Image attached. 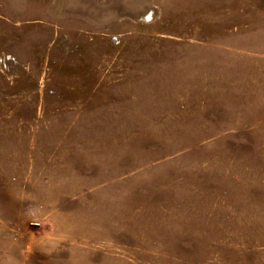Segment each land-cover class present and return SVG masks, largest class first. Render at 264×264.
Segmentation results:
<instances>
[{"label":"rangeland","instance_id":"374dc122","mask_svg":"<svg viewBox=\"0 0 264 264\" xmlns=\"http://www.w3.org/2000/svg\"><path fill=\"white\" fill-rule=\"evenodd\" d=\"M0 264H264V0H0Z\"/></svg>","mask_w":264,"mask_h":264}]
</instances>
